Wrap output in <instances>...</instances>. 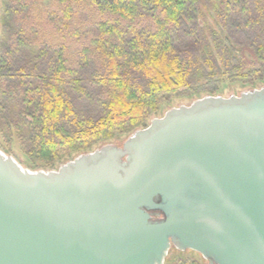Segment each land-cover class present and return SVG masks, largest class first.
Masks as SVG:
<instances>
[{
  "label": "water",
  "instance_id": "95a60500",
  "mask_svg": "<svg viewBox=\"0 0 264 264\" xmlns=\"http://www.w3.org/2000/svg\"><path fill=\"white\" fill-rule=\"evenodd\" d=\"M264 264V86L168 109L31 171L0 151V264Z\"/></svg>",
  "mask_w": 264,
  "mask_h": 264
},
{
  "label": "trees",
  "instance_id": "16d2710c",
  "mask_svg": "<svg viewBox=\"0 0 264 264\" xmlns=\"http://www.w3.org/2000/svg\"><path fill=\"white\" fill-rule=\"evenodd\" d=\"M263 80L264 0L0 1V136L42 168L146 127L172 98Z\"/></svg>",
  "mask_w": 264,
  "mask_h": 264
},
{
  "label": "rangeland",
  "instance_id": "374dc122",
  "mask_svg": "<svg viewBox=\"0 0 264 264\" xmlns=\"http://www.w3.org/2000/svg\"><path fill=\"white\" fill-rule=\"evenodd\" d=\"M255 86L256 87H254V88H259L261 86H264V80L262 82H257ZM249 89H253V88H250L249 86L244 85L238 81H227V82L221 84L220 90L216 94H213V95H221V96L227 97L229 95H239L241 92L249 90ZM203 96H206V95H203ZM203 96H201V97H203ZM201 97H198V98H201ZM194 100H195V98H193V97H184V96L172 98L171 102L169 104L164 105L162 107L161 111L155 117L162 116L168 109H170L172 107H177L179 105H188ZM129 135L130 134L125 135V136L114 137L113 139L109 140L108 142H105V144L106 143H112V144H116V145H121ZM9 143L10 144L7 145L6 142L0 136V151H2L6 155L12 156L22 167L27 168L31 171L57 170L61 164L65 163L66 161L71 160V159H69V160L61 161L60 163L55 164V166L53 168H50V169L42 168L40 163H31L28 160V158L20 150L19 144L15 138L12 139V141ZM100 145L102 146V143L98 144L96 147L98 148V147H100ZM188 256L196 257L197 259L202 260V261L204 260V258L199 253H197L193 250L181 251V250H178L173 245L170 247L168 254H167L165 259L173 260L176 258L188 257Z\"/></svg>",
  "mask_w": 264,
  "mask_h": 264
}]
</instances>
